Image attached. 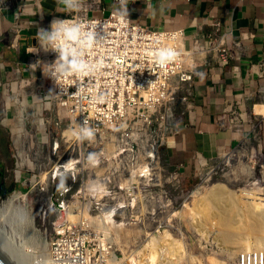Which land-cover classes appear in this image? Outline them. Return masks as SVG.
I'll return each mask as SVG.
<instances>
[{
  "label": "built area",
  "instance_id": "1",
  "mask_svg": "<svg viewBox=\"0 0 264 264\" xmlns=\"http://www.w3.org/2000/svg\"><path fill=\"white\" fill-rule=\"evenodd\" d=\"M94 12H102V15L94 16ZM61 19L86 24L96 22L97 42L87 54L93 64L99 65L96 73L69 88L66 80L67 94H62L40 68L35 73L29 70V65L38 59L45 63L55 60L54 52L41 50L30 53L24 70L27 76H23L21 70L16 71L15 90L0 80L1 124L13 135L17 134V169L25 165L33 167L36 162L32 146L22 139L24 119L36 120L35 132L40 130L43 144L50 142L55 128L63 129L64 116L69 122L67 129L75 127L76 123L83 125L86 119L95 131L93 140L82 142L69 139L63 133L66 143L72 141L75 159L59 161L55 172L46 175V181L69 180L77 187L75 191L72 188L61 191L63 201L55 205L53 213L57 219L53 223L47 264H145L143 254L127 262L116 250L111 233L113 226L103 218L107 213L104 214L98 202L114 197L113 192L102 185L110 182V176L100 175L97 170L110 166L112 161L125 167L131 158L140 159L141 154H145L147 160H156L159 149L180 133L178 108L183 105L190 108L192 104L194 78L202 75L199 68L203 65L197 63L195 57L201 54L208 58L217 53L220 60L226 62L230 56V40L219 34L218 26L214 34L203 40L190 39L183 31L150 29L135 23L130 16L122 23L114 11L105 14L104 9L94 3L83 2L79 12ZM165 47L174 49L178 56L161 67L155 62L154 53ZM78 87L83 91L73 95ZM50 89L60 96L46 99ZM58 148L56 145L53 153ZM90 153H95V163L89 160ZM42 166L45 167V163ZM71 203L76 204L74 212L78 216L73 222L66 213L63 218L64 206ZM165 250L163 248L161 253ZM238 262L264 264V251L243 253Z\"/></svg>",
  "mask_w": 264,
  "mask_h": 264
},
{
  "label": "rangeland",
  "instance_id": "2",
  "mask_svg": "<svg viewBox=\"0 0 264 264\" xmlns=\"http://www.w3.org/2000/svg\"><path fill=\"white\" fill-rule=\"evenodd\" d=\"M263 102L264 95L255 105ZM253 110L254 108H251L246 112L245 118L250 127L242 142L224 158L202 167L196 175L186 177L176 168H172L164 158V147L159 149V156L154 161L147 160V156L141 154L140 159L131 158L125 167H119L112 161L110 166L98 168V174L110 176V182L102 185L109 188L114 197L98 202L103 206L104 214L113 215L111 233L115 248L123 260L128 262L143 254L145 264H168L169 256L183 251V257L176 264H213L215 261L214 264H239L240 256L245 253L241 248L243 245L254 244V240L251 242V237H247V240L246 236H243L246 240L238 241L241 246L225 243L220 236V227L215 225L218 210H214L213 219L210 217L212 221H204L202 214L208 207L211 210L208 198L214 186L220 185L228 190L221 202L223 210H229L230 205L235 203L238 196L241 197L243 191L253 192L264 198V116H260L264 115V104L256 109L260 115H255ZM53 117H56V113ZM63 119V129L55 128L50 142L44 144L41 142L40 130L35 132L36 120L24 119L21 127L24 130L22 139L26 140L28 146H32L36 162H33V167L25 165L17 169V134L13 135L1 124L0 116V212L15 193L21 192L26 196L25 199H18L15 206L24 208L35 216V231L28 240L31 242H26L28 246L39 244L43 240L51 244L54 235L53 223L57 219L53 211L58 201H63L60 194L64 192L61 191L66 188L77 190L76 184L70 183L69 180L57 179L49 182L41 179L50 172L53 174L59 161L63 163L75 159L73 147L70 145L72 141L68 144L66 137L62 139L69 124L65 116ZM55 144L59 148L53 153ZM43 163L45 167L42 166ZM32 177H35L36 181L31 182ZM61 181L63 187H60ZM66 199L74 202L69 197ZM237 207L240 208L236 201V212L242 216L241 209L238 211ZM231 213L234 214L229 210V214ZM66 214L63 212V218ZM238 214L236 213V222L239 226L243 224V217ZM3 230H6V227ZM10 236L24 249L21 239L11 234ZM179 246L183 249L178 250ZM173 247L177 249L174 251ZM163 248L166 250L162 254L160 251ZM169 250L172 252L168 253ZM156 253H159L157 258L154 257ZM151 256L154 257L152 261Z\"/></svg>",
  "mask_w": 264,
  "mask_h": 264
},
{
  "label": "crops",
  "instance_id": "3",
  "mask_svg": "<svg viewBox=\"0 0 264 264\" xmlns=\"http://www.w3.org/2000/svg\"><path fill=\"white\" fill-rule=\"evenodd\" d=\"M83 2L99 4L105 14L118 6L116 0ZM127 7L135 23L150 29L183 31L190 39L205 40L218 26L230 40L226 62L217 53L195 57L203 64L202 75L194 78L190 108H178L180 133L163 150L172 168L186 177L196 175L247 136V110L260 115L256 109L264 102L255 104L264 95V0H129ZM70 15L59 0H0V80L15 90L16 71L27 76L28 51L38 46V28L49 30L54 18Z\"/></svg>",
  "mask_w": 264,
  "mask_h": 264
},
{
  "label": "clouds",
  "instance_id": "4",
  "mask_svg": "<svg viewBox=\"0 0 264 264\" xmlns=\"http://www.w3.org/2000/svg\"><path fill=\"white\" fill-rule=\"evenodd\" d=\"M64 9L69 12H79L82 8L83 0H59ZM118 6L115 8L114 15L119 17L121 22L128 20L129 12L127 5L129 0H117ZM96 22L83 23L76 20L69 19H53L50 23V30L38 28L35 39L38 40L39 47H29V53L54 52L56 58L50 63H45L37 60L35 63L29 65V70L35 73L37 68H40L44 77L54 81L61 89L62 94H67L69 87L77 85L78 81L85 77L93 76L99 65L93 64L88 58L89 50L97 42ZM178 53L172 48H160L154 53L155 62L161 67L166 66L171 61L175 60ZM69 81L68 88L65 87V81ZM83 89L78 87L75 94H79ZM60 96L55 94L52 89L49 90L46 99ZM69 139H76L78 141L93 140L95 138V131L91 128L87 120L83 125L78 123L75 127H70L64 133ZM89 160L93 163L95 160V153L89 154ZM61 181L60 187H63Z\"/></svg>",
  "mask_w": 264,
  "mask_h": 264
},
{
  "label": "bare ground",
  "instance_id": "5",
  "mask_svg": "<svg viewBox=\"0 0 264 264\" xmlns=\"http://www.w3.org/2000/svg\"><path fill=\"white\" fill-rule=\"evenodd\" d=\"M44 179L46 180V175L42 176V181ZM227 191H226V188H224L223 186H220V185L214 186L212 188L211 195L208 198V201H210L209 206L211 205L210 206L211 210H209V207L207 209H204L203 214H202V219L204 218V221L210 220V217H211V219H213L212 217L214 216L213 215L214 210L215 211L218 210L217 211V213L219 214L218 220L216 222L215 221L214 222H215V225H218L220 227V229H221L220 236L223 238L222 240H224L225 243L237 245L238 241L240 242L241 239L246 240L245 238H243V236H246V238L251 237V242L253 239L254 244H248L246 246L243 245V248H241V249H244L243 252L248 253V252H255V251H264V198L258 197L259 194L256 195V193L249 192V191H243L241 197L238 196V199L236 201H237V205L240 208L237 207L238 208L237 210L239 211L241 209L240 211L242 212V216L241 215L240 216L243 217L242 218L243 224L238 226V224L236 222V213L238 214L239 212H236V201H235V203H232L230 205V207L228 208L229 210L234 212L233 215H232V213L229 214V210H225V209L223 210L222 205H221V202H223V198L228 194ZM21 198L25 199L26 196L17 194V195H14L9 202L5 203L3 210L0 212V231L3 234H5L16 245V247L24 254V256L26 257V259L29 261L30 264H47L48 258H49L48 256H49L50 245L47 244L45 242V240L41 241L39 244L34 243L30 246H28L26 244V242L28 240H30L32 238V236L34 235L35 216L32 214H29L26 211V209L15 206V202ZM234 199H236V198H234ZM64 208H65V213L67 212V215H68V218L70 221L73 222V221H76L78 219V216L74 212L75 208H76L75 203H71L69 206L65 205ZM226 211H228V212H226ZM193 213H195V212H193ZM193 213H192V215H193ZM239 214H238V216H239ZM112 216H113L112 213H107V215H104L103 218L108 221V224L110 223L113 225ZM216 217H217V215H216ZM193 218H195V217H193ZM214 220H216V219H214ZM210 221H212V220H210ZM213 225H214V223H213ZM4 227H6V230H3ZM239 230H242V232ZM240 232H241V234L242 233L243 234L242 235L239 234ZM10 234L17 237L18 239L22 240L23 245H24V249L17 245L16 240L13 239L12 236H10ZM39 236L40 235L38 234V237ZM248 239L249 238H247V240ZM28 242H31V241H28ZM166 243H167V241H166ZM242 243L244 244L246 242H242ZM167 245L169 246V244H167ZM178 245L179 244H177V246ZM241 245L238 244V246H241ZM30 247H32V252H30ZM173 249H174V247H173ZM175 249H177V248H175ZM175 249H174V251H175ZM179 249H183V248H180V246H179L178 250ZM169 252L171 253L172 250L171 251L169 250L168 253ZM182 252H179V251H178V253L175 252V253H177V255L174 253V256H171L172 258L169 256L170 260H168L169 261L168 264H176V262L179 261L180 258L183 257ZM158 254L156 253L154 255V257L157 258L156 255H158ZM153 258L151 256V261ZM157 260H155V261H157Z\"/></svg>",
  "mask_w": 264,
  "mask_h": 264
},
{
  "label": "water",
  "instance_id": "6",
  "mask_svg": "<svg viewBox=\"0 0 264 264\" xmlns=\"http://www.w3.org/2000/svg\"><path fill=\"white\" fill-rule=\"evenodd\" d=\"M0 264H30L16 245L0 231Z\"/></svg>",
  "mask_w": 264,
  "mask_h": 264
}]
</instances>
